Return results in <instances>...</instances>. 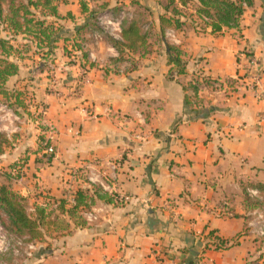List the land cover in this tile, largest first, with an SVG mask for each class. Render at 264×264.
<instances>
[{
	"label": "crops",
	"instance_id": "0c3cea01",
	"mask_svg": "<svg viewBox=\"0 0 264 264\" xmlns=\"http://www.w3.org/2000/svg\"><path fill=\"white\" fill-rule=\"evenodd\" d=\"M86 2L88 11L121 7L131 14L128 21L149 23L150 52L139 58L144 47L137 44L136 53L125 56L139 60L133 68L128 61H115L119 53L106 37L94 41L85 35L94 66L60 64L57 89L83 78L78 94L67 99L55 96L50 84L46 90V72L28 73L29 54L32 60L39 55L22 54L9 87L21 91L33 77L30 103L45 110L43 120L57 132L48 163L43 149L37 151L39 129L31 124L21 136L24 141L0 156V165L8 166L15 156L26 158L20 178L13 179L12 172L1 184L26 198L31 215L37 206L44 209V240L22 264H264V237L257 233L262 210L244 203L245 188L264 185V100L253 96L245 80L247 71H258L264 89V0L243 3L237 27L213 33L206 26L199 33L188 22L178 32L167 26L174 37L163 42L157 35L167 0ZM56 4L57 26L69 35L87 21L79 0ZM166 14L169 18L171 11ZM166 43L183 53L184 71L173 78ZM58 47L56 52L62 51V42ZM205 78L218 80L220 87ZM185 96H195L193 107ZM94 161L109 189L105 197L131 199L119 205L97 201L98 219L86 222L80 210L70 216L71 205L60 208L59 201L78 187H89L70 173ZM209 231L229 246H206Z\"/></svg>",
	"mask_w": 264,
	"mask_h": 264
},
{
	"label": "trees",
	"instance_id": "16d2710c",
	"mask_svg": "<svg viewBox=\"0 0 264 264\" xmlns=\"http://www.w3.org/2000/svg\"><path fill=\"white\" fill-rule=\"evenodd\" d=\"M59 0H0V99H3L6 106L10 108L20 118H26L28 121L35 122L33 114L30 111L31 103L27 104L24 91L16 88H10L9 82L11 78L19 74L18 63L23 59L22 54L32 52L34 55L40 56V62H53L56 59L55 52L59 48L58 44L62 42V52L64 56H70L67 50V44H72L74 50L80 51V43L86 42L85 35L97 30L95 18L100 12H111L109 10L91 9L88 11L87 0H79L81 10L88 12L87 21L82 26L73 29L71 35L57 26L61 16L57 13V4ZM180 5L181 9L177 7ZM243 3L250 5L252 0H167L165 13L159 17L160 32L157 35L158 40L163 42L165 38V29L171 27L175 32L182 31V27L188 22L195 31L203 33L206 26L211 27L213 33L220 32L222 27H237L241 16L244 13ZM194 8L190 14L185 13L182 9ZM121 7L118 9L120 10ZM171 11V15L167 18V11ZM112 12L116 13V10ZM197 15L206 19L196 20L193 16ZM146 25V30L143 27ZM143 33H142V32ZM20 40L19 46H14L13 42ZM122 41H116L107 38L112 46L119 53L115 60L117 63L128 61L135 68L139 60L125 58L127 54L134 55L136 53V45L140 44L143 53L139 58L144 57L150 52L147 48V40L152 37L150 24L144 21L124 20L122 22ZM34 47V49H33ZM167 63L172 67L169 70V78H173L174 73L182 74L185 63L182 59L183 53L177 46L166 43ZM76 55L80 67L94 66L93 62H88V54L81 52ZM138 58V59H139ZM113 64L114 66L117 65ZM47 63H40L39 72H45ZM204 82L208 84L218 85L221 83L215 79L205 78ZM232 82V81H228ZM197 83H193L190 90L196 95L198 88ZM195 97V96H194ZM194 97L185 96V103L189 107H193ZM29 100V99H28ZM33 113L38 111V106ZM44 135L38 138V150L43 149ZM13 142L6 135L0 134V156L4 154L6 148H12ZM51 158L45 159V163L51 161ZM20 171L15 170L14 178H20ZM256 189L260 193L261 199H252L248 197L245 188L244 203L253 210L264 209V185H254L250 187ZM74 205L67 209L70 216L78 214L81 209H89L88 202L95 205L97 201L103 200L107 203L119 205L120 202L115 198H106L104 192L97 187H87L86 189H77L74 194ZM67 203V200L61 199L59 207ZM44 209L35 207L34 215L27 211L26 198L18 193L13 192L9 186L0 184V225L7 234L22 239L26 243L40 242L44 240ZM78 219L84 223L80 216ZM206 246H213L215 249H225L228 240H222L214 235L213 231H209L206 235ZM234 244V242L232 243Z\"/></svg>",
	"mask_w": 264,
	"mask_h": 264
},
{
	"label": "built area",
	"instance_id": "2783aa9c",
	"mask_svg": "<svg viewBox=\"0 0 264 264\" xmlns=\"http://www.w3.org/2000/svg\"><path fill=\"white\" fill-rule=\"evenodd\" d=\"M127 19H131V14L129 13L128 10L123 8L120 9L117 13L100 12L95 18L97 30L92 31L89 35V38L94 41H98L102 39V37H107L116 41H122V37H121L122 22ZM205 21L206 19H203V22ZM165 37L166 38L174 37V31L170 29L166 30ZM80 49L81 50L77 52H81V51L86 52L88 54L87 59L91 62H94L91 53L87 50V42L80 43ZM252 63H255V61L252 60ZM176 75L177 74L174 73L173 77H175ZM83 76L84 75H82V77ZM82 80H80V83H77L71 86L70 88H67L65 90H59L56 88V80L54 79L50 83V90L58 98L67 99L78 94L79 88L81 87L80 84H82ZM245 80H246V85L253 93V96L258 100H262V99L264 100V89L262 87L261 74L255 70L247 71L245 75ZM6 108L10 109L7 106ZM44 113L45 110L42 107H39V110L35 114L39 115L40 117L38 119H35L34 125L45 128V132L42 133L44 135L42 151L44 158L48 159L54 154V140L57 132L51 125H49L43 120ZM13 114L16 115L14 112ZM96 166H98V161H94L82 165L79 168L73 170L70 173V175L72 176V179H74L77 182H80V184L82 185L86 184L89 187L91 186L97 187L101 191L106 192L109 189L105 185L104 183L105 181L103 180V178H101L98 172L94 170V167ZM77 189H80V187L76 188V190ZM246 193L250 198L261 199L260 193L256 189L249 188L246 190ZM73 194L74 193L70 194V197L66 199L68 205H74L75 203L74 198L72 197ZM114 198L118 202H128L131 199V197L128 195L115 196ZM88 206H89L88 210L86 209L80 210V215L86 222H94L98 219L97 215L100 210L95 209V206L91 205L89 202H88ZM257 224H258L257 233L260 236L264 237V210H262L261 213L257 215ZM8 238H9V234H7L4 228L0 225V253L7 250ZM16 244L24 245L22 239H16ZM25 247L26 248L24 254L30 257L32 254V250H34L36 246H34L33 243H27Z\"/></svg>",
	"mask_w": 264,
	"mask_h": 264
},
{
	"label": "rangeland",
	"instance_id": "374dc122",
	"mask_svg": "<svg viewBox=\"0 0 264 264\" xmlns=\"http://www.w3.org/2000/svg\"><path fill=\"white\" fill-rule=\"evenodd\" d=\"M19 40V38H18ZM15 45L17 44L14 43ZM88 49V47H87ZM68 51H70L71 53V57L70 56H64L62 51H57V59L53 62H40V57L39 56H35L34 60H32L33 58L31 57V54H29V59L26 61L29 70L28 72L30 75H33V77L35 76V74L39 71L38 66L40 65V63H47V67L45 70V80H46V90L47 87H49L48 85L55 79L57 82L60 81V70H62V68H60V64L61 63H68L69 65L71 64H75V63H79V61L76 58V55H80L81 52H76L74 50L73 47L68 46L67 48ZM88 62H91L88 60ZM54 63V64H53ZM53 64V65H51ZM60 68V70H59ZM33 77L31 78V76L28 77V79L26 80V84L25 87L22 88V91H24L25 95H26V99H27V104L30 103L31 99L34 98L35 93H34V88H35V80L33 79ZM57 85V84H56ZM29 99V100H28ZM34 103V102H33ZM33 103L31 102V104H29L30 106H33ZM35 104V103H34ZM30 111L33 114V118L34 119H38L40 116L33 113V108L30 109ZM34 125L33 122L28 121L26 118L22 119L16 115L13 114V112L10 109L6 108V104L3 101V99H0V134L2 135H7L9 137V140L13 142V144L19 145L20 143H22V141H24L23 136L24 135V129L26 126H30ZM38 130V134L42 135V133L45 132V128L44 127H40V126H35ZM39 127V128H38ZM37 134V135H38ZM17 139L19 140L17 142ZM16 140V141H15ZM15 147H12V149H14ZM11 151V149H10ZM13 153L11 152L10 154H8L9 157H12ZM12 155V156H11ZM15 155V154H14ZM17 158H15L16 160L13 162H10V166H8V164L4 163L3 165H0V184L4 181V177L7 176L9 173H14L15 174V170L16 171H20L23 172V167L25 166V157L24 156H15ZM13 163V164H12ZM15 164V165H14ZM14 165L12 168L11 166ZM22 168V171H21ZM4 174V175H3ZM262 175V174H261ZM13 179L14 176L12 175ZM18 179V178H16ZM32 206H28V212L31 214L32 213ZM16 237L9 235V238L7 240L8 246H7V250L4 252L0 253V264H22L23 260L27 257L26 254H24L25 251V245L27 244L25 241H23L24 245H17L16 244ZM259 239H257L258 241ZM264 241L260 239V244L263 243ZM39 242H33V245L36 246V244H38ZM36 251V248L34 250H32V253Z\"/></svg>",
	"mask_w": 264,
	"mask_h": 264
}]
</instances>
